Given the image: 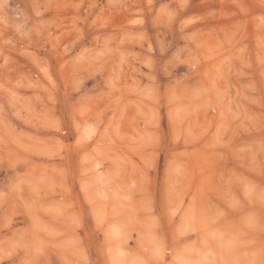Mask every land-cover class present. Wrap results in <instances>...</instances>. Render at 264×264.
I'll list each match as a JSON object with an SVG mask.
<instances>
[{
    "label": "rangeland",
    "instance_id": "rangeland-1",
    "mask_svg": "<svg viewBox=\"0 0 264 264\" xmlns=\"http://www.w3.org/2000/svg\"><path fill=\"white\" fill-rule=\"evenodd\" d=\"M0 264H264V0H0Z\"/></svg>",
    "mask_w": 264,
    "mask_h": 264
}]
</instances>
